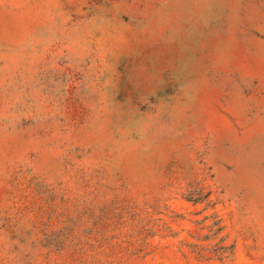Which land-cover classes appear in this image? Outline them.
Wrapping results in <instances>:
<instances>
[{
	"label": "rangeland",
	"instance_id": "1",
	"mask_svg": "<svg viewBox=\"0 0 264 264\" xmlns=\"http://www.w3.org/2000/svg\"><path fill=\"white\" fill-rule=\"evenodd\" d=\"M0 264H264V0H0Z\"/></svg>",
	"mask_w": 264,
	"mask_h": 264
}]
</instances>
